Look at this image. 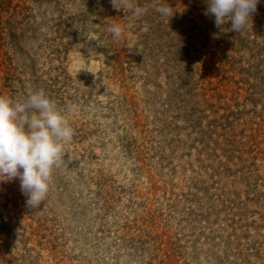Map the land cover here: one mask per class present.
Returning <instances> with one entry per match:
<instances>
[{
  "label": "rangeland",
  "instance_id": "374dc122",
  "mask_svg": "<svg viewBox=\"0 0 264 264\" xmlns=\"http://www.w3.org/2000/svg\"><path fill=\"white\" fill-rule=\"evenodd\" d=\"M165 2L0 0V95L75 132L40 207L0 177V264H264V0L240 34Z\"/></svg>",
  "mask_w": 264,
  "mask_h": 264
},
{
  "label": "clouds",
  "instance_id": "9594fccd",
  "mask_svg": "<svg viewBox=\"0 0 264 264\" xmlns=\"http://www.w3.org/2000/svg\"><path fill=\"white\" fill-rule=\"evenodd\" d=\"M155 11L165 19L173 16V8L165 0H154ZM206 16L214 17L220 32L238 34L252 27V16L260 0H205ZM116 10L134 8L139 18L147 10L134 6L130 0H111ZM230 22V28L225 27ZM118 40L122 26L107 27ZM217 38V34H213ZM74 109H62L43 89H33L16 101L0 95V177L18 179L20 190L27 197L26 205L38 208L50 193L56 170L65 164V148L73 141L70 116ZM4 180V181H5Z\"/></svg>",
  "mask_w": 264,
  "mask_h": 264
}]
</instances>
